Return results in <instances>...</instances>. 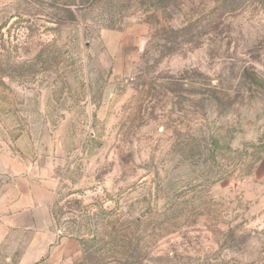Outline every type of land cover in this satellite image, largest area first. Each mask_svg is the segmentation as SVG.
I'll list each match as a JSON object with an SVG mask.
<instances>
[{"label":"rangeland","instance_id":"obj_1","mask_svg":"<svg viewBox=\"0 0 264 264\" xmlns=\"http://www.w3.org/2000/svg\"><path fill=\"white\" fill-rule=\"evenodd\" d=\"M4 152L74 264H264V0H0Z\"/></svg>","mask_w":264,"mask_h":264},{"label":"crops","instance_id":"obj_2","mask_svg":"<svg viewBox=\"0 0 264 264\" xmlns=\"http://www.w3.org/2000/svg\"><path fill=\"white\" fill-rule=\"evenodd\" d=\"M59 182L52 167L23 165L0 153V264H74L76 236L58 229L53 204Z\"/></svg>","mask_w":264,"mask_h":264},{"label":"trees","instance_id":"obj_3","mask_svg":"<svg viewBox=\"0 0 264 264\" xmlns=\"http://www.w3.org/2000/svg\"><path fill=\"white\" fill-rule=\"evenodd\" d=\"M134 104H140V102L138 101V99H135V103Z\"/></svg>","mask_w":264,"mask_h":264}]
</instances>
